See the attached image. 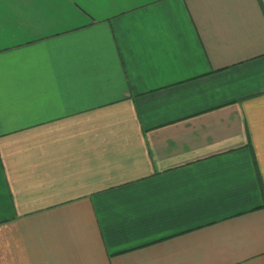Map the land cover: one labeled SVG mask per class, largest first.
<instances>
[{
	"label": "crops",
	"instance_id": "obj_1",
	"mask_svg": "<svg viewBox=\"0 0 264 264\" xmlns=\"http://www.w3.org/2000/svg\"><path fill=\"white\" fill-rule=\"evenodd\" d=\"M0 264H264V0H0Z\"/></svg>",
	"mask_w": 264,
	"mask_h": 264
}]
</instances>
